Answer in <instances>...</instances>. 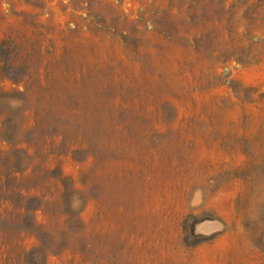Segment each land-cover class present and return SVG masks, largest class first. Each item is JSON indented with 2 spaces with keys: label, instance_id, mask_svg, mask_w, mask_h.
Wrapping results in <instances>:
<instances>
[{
  "label": "rangeland",
  "instance_id": "1",
  "mask_svg": "<svg viewBox=\"0 0 264 264\" xmlns=\"http://www.w3.org/2000/svg\"><path fill=\"white\" fill-rule=\"evenodd\" d=\"M0 264H264V0H0Z\"/></svg>",
  "mask_w": 264,
  "mask_h": 264
}]
</instances>
